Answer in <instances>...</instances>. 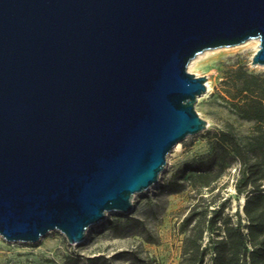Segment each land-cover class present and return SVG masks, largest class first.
<instances>
[{"label":"water","instance_id":"1","mask_svg":"<svg viewBox=\"0 0 264 264\" xmlns=\"http://www.w3.org/2000/svg\"><path fill=\"white\" fill-rule=\"evenodd\" d=\"M252 38L264 65V0H0V236L77 244L130 213L207 127L188 63Z\"/></svg>","mask_w":264,"mask_h":264},{"label":"rangeland","instance_id":"2","mask_svg":"<svg viewBox=\"0 0 264 264\" xmlns=\"http://www.w3.org/2000/svg\"><path fill=\"white\" fill-rule=\"evenodd\" d=\"M257 43L246 40L233 46L207 49L188 63L189 72L204 75L205 82L209 81V89L194 102L197 114L207 122L205 129L218 128L228 121L243 141L257 133L256 121L243 119L237 114L235 104L241 98L235 96L233 85L239 69L264 78V65L251 62ZM190 139L193 142L186 148L179 142L171 149L157 183L134 195L130 213H107L103 221L87 229L85 239L77 244L68 243L58 230L50 231L36 242L6 241L0 236V264H134L127 260L132 254H139L148 264H178L182 238L178 224L190 205L189 187L178 193H169L163 185L183 164H193L210 155L211 143L204 137V130L184 140L187 143ZM235 165L230 166L219 181L220 199L229 197L225 208L229 213L242 203V198L234 197ZM127 216L137 218L141 224L126 222ZM114 220L125 223L128 232L116 236L108 228ZM146 234L155 241L148 242Z\"/></svg>","mask_w":264,"mask_h":264},{"label":"trees","instance_id":"3","mask_svg":"<svg viewBox=\"0 0 264 264\" xmlns=\"http://www.w3.org/2000/svg\"><path fill=\"white\" fill-rule=\"evenodd\" d=\"M233 85L235 96L241 98L235 104L236 112L256 121L257 133L243 141L228 121L204 129L211 143L208 158L183 164L163 185L169 193L189 187L190 205L178 224L182 234L178 264H264V78L239 69ZM192 142L181 141L184 148ZM233 165L234 197L243 201L229 213L225 212L229 197L220 199L219 181ZM125 220L140 223L133 216ZM125 225L114 220L108 228L121 236L128 232ZM146 235L148 242L155 241ZM127 260L148 264L139 254Z\"/></svg>","mask_w":264,"mask_h":264},{"label":"bare ground","instance_id":"4","mask_svg":"<svg viewBox=\"0 0 264 264\" xmlns=\"http://www.w3.org/2000/svg\"><path fill=\"white\" fill-rule=\"evenodd\" d=\"M251 40L256 41V43L258 42V39H257V38H254V39H248V42L251 41ZM257 44H258V43H257ZM257 44H256V45H257ZM205 86H206V90H205V91H207V90L209 89V81H206V82H205ZM199 96H200V95H199ZM199 96H198V97H199ZM178 145H179V143H177L175 146H178Z\"/></svg>","mask_w":264,"mask_h":264}]
</instances>
